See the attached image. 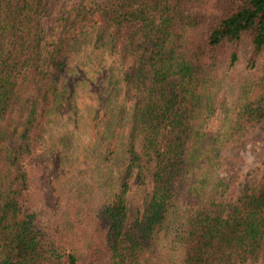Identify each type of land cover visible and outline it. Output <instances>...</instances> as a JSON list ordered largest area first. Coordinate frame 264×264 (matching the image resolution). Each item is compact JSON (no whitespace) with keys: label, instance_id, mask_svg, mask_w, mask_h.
<instances>
[{"label":"trees","instance_id":"16d2710c","mask_svg":"<svg viewBox=\"0 0 264 264\" xmlns=\"http://www.w3.org/2000/svg\"><path fill=\"white\" fill-rule=\"evenodd\" d=\"M73 1L51 35L0 0V264L264 258V177L230 193L222 154L264 130V0Z\"/></svg>","mask_w":264,"mask_h":264},{"label":"rangeland","instance_id":"374dc122","mask_svg":"<svg viewBox=\"0 0 264 264\" xmlns=\"http://www.w3.org/2000/svg\"><path fill=\"white\" fill-rule=\"evenodd\" d=\"M46 14L44 17V24L47 32L51 35L58 33L61 25L63 24L65 8H70L73 0H45ZM79 104L81 107H88L94 104L91 94L83 90L79 94ZM70 120H66L69 123ZM56 127L60 128V124ZM59 128H55L58 130ZM80 130H69L59 136L62 139L63 145H81ZM222 154L227 162L225 172V179L231 181L230 193H237L245 180H249L255 184L260 183L264 177V130L260 125L250 128L238 140L226 145ZM152 190V178L149 175L146 181L138 186L134 181L127 193V198L130 206L136 207L142 205L145 197ZM246 264H264V258H261L253 263Z\"/></svg>","mask_w":264,"mask_h":264}]
</instances>
